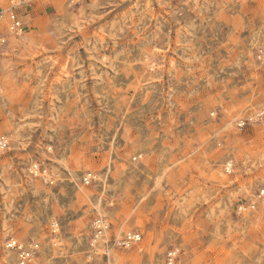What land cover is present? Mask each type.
Here are the masks:
<instances>
[{"label": "rangeland", "instance_id": "obj_1", "mask_svg": "<svg viewBox=\"0 0 264 264\" xmlns=\"http://www.w3.org/2000/svg\"><path fill=\"white\" fill-rule=\"evenodd\" d=\"M17 1L0 264L10 238L38 243L32 264H264V201L236 211L264 183V0ZM98 215L102 242L140 240L93 252Z\"/></svg>", "mask_w": 264, "mask_h": 264}, {"label": "built area", "instance_id": "obj_2", "mask_svg": "<svg viewBox=\"0 0 264 264\" xmlns=\"http://www.w3.org/2000/svg\"><path fill=\"white\" fill-rule=\"evenodd\" d=\"M8 6L3 7L0 5V55L8 47V37L10 35H21L25 29V25L16 12L17 0H7ZM260 115V113L258 114ZM8 147V140L4 135H0V150H4ZM229 170V168H227ZM29 172L33 175L46 176V170L39 168L37 164H33L29 168ZM95 176L92 173H86L82 178L84 183H89ZM264 201V183H262L256 190L254 199L247 202H240L236 206L237 213H241L246 210H252L259 203ZM52 233L57 232V223L52 222ZM108 229V223L103 216H96L90 222V233L88 237V245L94 252L95 249L102 242L105 232ZM140 240V233L130 232L123 236L116 237L111 241L105 240L102 242L103 255L108 256L112 249L122 248L127 249L132 244ZM5 248L13 250L15 252L16 264H32L35 258V254L38 251V243L35 241H29L25 244H20L14 239H8L5 243ZM175 257V251L170 250L167 252L166 259L169 263L173 261ZM134 264V263H129Z\"/></svg>", "mask_w": 264, "mask_h": 264}]
</instances>
